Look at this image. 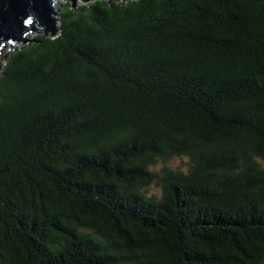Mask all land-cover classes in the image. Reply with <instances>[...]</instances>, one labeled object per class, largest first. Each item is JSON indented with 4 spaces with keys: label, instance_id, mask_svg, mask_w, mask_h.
<instances>
[{
    "label": "trees",
    "instance_id": "16d2710c",
    "mask_svg": "<svg viewBox=\"0 0 264 264\" xmlns=\"http://www.w3.org/2000/svg\"><path fill=\"white\" fill-rule=\"evenodd\" d=\"M58 8L1 59L0 264H264V0Z\"/></svg>",
    "mask_w": 264,
    "mask_h": 264
},
{
    "label": "water",
    "instance_id": "95a60500",
    "mask_svg": "<svg viewBox=\"0 0 264 264\" xmlns=\"http://www.w3.org/2000/svg\"><path fill=\"white\" fill-rule=\"evenodd\" d=\"M59 0H0V71L1 59L11 48L31 43L35 35L53 38L59 32L57 26ZM73 8L96 0H63ZM108 5L135 0H103ZM29 35H33L28 38Z\"/></svg>",
    "mask_w": 264,
    "mask_h": 264
},
{
    "label": "rangeland",
    "instance_id": "374dc122",
    "mask_svg": "<svg viewBox=\"0 0 264 264\" xmlns=\"http://www.w3.org/2000/svg\"><path fill=\"white\" fill-rule=\"evenodd\" d=\"M62 0H59L57 2V6H59V3ZM33 35H29L28 38L32 37ZM20 45H18L17 47H19ZM13 48H11L10 50H12ZM9 52L7 53L6 57L8 56ZM152 171H156V172H161V170L163 168H167L169 170H173V171H178V172H182V173H186L187 169H188V159L185 157H179V158H171L168 159L166 161H159L157 162L156 165H154L153 167H150ZM147 196H154L157 199L161 198L162 195V190L160 187H157L154 184H151L148 188H147Z\"/></svg>",
    "mask_w": 264,
    "mask_h": 264
}]
</instances>
